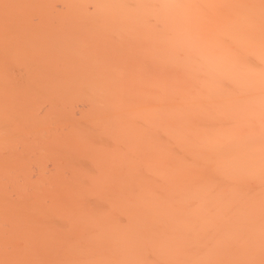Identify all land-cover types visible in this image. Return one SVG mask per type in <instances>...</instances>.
Returning <instances> with one entry per match:
<instances>
[{
  "label": "bare ground",
  "instance_id": "1",
  "mask_svg": "<svg viewBox=\"0 0 264 264\" xmlns=\"http://www.w3.org/2000/svg\"><path fill=\"white\" fill-rule=\"evenodd\" d=\"M0 264H264V0H0Z\"/></svg>",
  "mask_w": 264,
  "mask_h": 264
}]
</instances>
